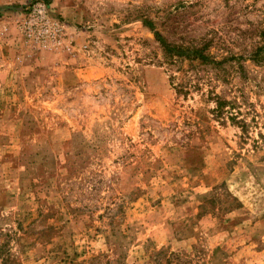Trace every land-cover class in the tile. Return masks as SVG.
<instances>
[{
    "label": "rangeland",
    "instance_id": "rangeland-1",
    "mask_svg": "<svg viewBox=\"0 0 264 264\" xmlns=\"http://www.w3.org/2000/svg\"><path fill=\"white\" fill-rule=\"evenodd\" d=\"M46 1L0 0V264H264V0Z\"/></svg>",
    "mask_w": 264,
    "mask_h": 264
},
{
    "label": "trees",
    "instance_id": "trees-1",
    "mask_svg": "<svg viewBox=\"0 0 264 264\" xmlns=\"http://www.w3.org/2000/svg\"><path fill=\"white\" fill-rule=\"evenodd\" d=\"M43 1H44V2H47L46 0H43ZM169 52H171V50H169ZM192 56H193V57H198V58H200V59H202V60H207L206 56H204L199 50H198V51H194V52L192 53ZM223 104H224L223 101H221V100H218V101H217V105H218V107L220 108V110H221V107L223 106Z\"/></svg>",
    "mask_w": 264,
    "mask_h": 264
}]
</instances>
